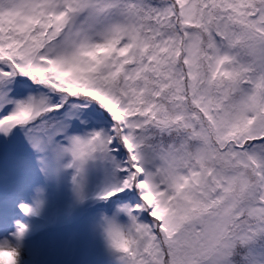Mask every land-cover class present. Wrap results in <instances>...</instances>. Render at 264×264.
<instances>
[{
	"label": "snow or ice",
	"instance_id": "snow-or-ice-1",
	"mask_svg": "<svg viewBox=\"0 0 264 264\" xmlns=\"http://www.w3.org/2000/svg\"><path fill=\"white\" fill-rule=\"evenodd\" d=\"M0 264H264V0H0Z\"/></svg>",
	"mask_w": 264,
	"mask_h": 264
}]
</instances>
